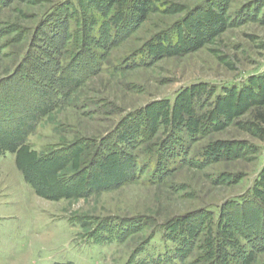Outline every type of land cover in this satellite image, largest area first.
<instances>
[{
	"label": "rangeland",
	"instance_id": "obj_1",
	"mask_svg": "<svg viewBox=\"0 0 264 264\" xmlns=\"http://www.w3.org/2000/svg\"><path fill=\"white\" fill-rule=\"evenodd\" d=\"M138 6L0 0V264H264V0Z\"/></svg>",
	"mask_w": 264,
	"mask_h": 264
},
{
	"label": "trees",
	"instance_id": "obj_2",
	"mask_svg": "<svg viewBox=\"0 0 264 264\" xmlns=\"http://www.w3.org/2000/svg\"><path fill=\"white\" fill-rule=\"evenodd\" d=\"M150 1L151 0H137V2H139L138 11H139V13L141 12V15H144V12L146 10L145 6ZM122 15L121 14L119 15L120 16V17H118L119 20H120V18L123 17ZM255 118L257 119L258 122L257 123H252V126L256 127L255 129H256L257 133H264V130L261 127L263 125V123H264V111L263 112L262 111H258L256 113V115H255ZM260 135H262V137H264L263 134H260Z\"/></svg>",
	"mask_w": 264,
	"mask_h": 264
}]
</instances>
